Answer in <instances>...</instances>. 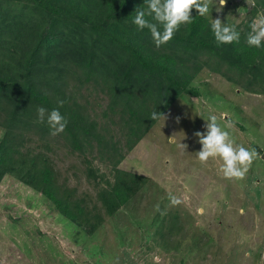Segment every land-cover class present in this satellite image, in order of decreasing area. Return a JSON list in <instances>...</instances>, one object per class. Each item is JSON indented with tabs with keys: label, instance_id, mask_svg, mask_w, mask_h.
<instances>
[{
	"label": "rangeland",
	"instance_id": "obj_1",
	"mask_svg": "<svg viewBox=\"0 0 264 264\" xmlns=\"http://www.w3.org/2000/svg\"><path fill=\"white\" fill-rule=\"evenodd\" d=\"M213 4L219 7L218 0ZM215 6L203 17L235 25L245 38L253 20L264 17V7L256 0H227L219 12ZM25 9L22 2L3 0L0 16L17 21ZM6 26L14 24L0 25V32ZM193 87L201 96L181 95L164 113L167 119L151 125L126 154L119 168L143 176L145 184L112 216L99 199L106 181L114 180L108 163L112 153L103 154L97 144L73 151L59 137L46 135L41 141L36 132L26 134L22 150L51 158L60 182L66 181L93 213L92 220L100 217L102 225L87 233L62 217L41 193L7 176L0 184V264H154V257L160 264H264V95L238 88L207 69ZM69 92L85 104L99 132L126 143V132L106 124L104 95L73 82ZM213 114L221 127L233 123L227 130L235 145L259 153L244 179L225 178L221 158L204 163L195 154L202 145L194 133L206 132L205 119ZM6 118L0 111V141ZM181 143L188 145L187 151ZM169 193L183 203L171 206ZM157 204L165 215L156 210Z\"/></svg>",
	"mask_w": 264,
	"mask_h": 264
},
{
	"label": "trees",
	"instance_id": "obj_2",
	"mask_svg": "<svg viewBox=\"0 0 264 264\" xmlns=\"http://www.w3.org/2000/svg\"><path fill=\"white\" fill-rule=\"evenodd\" d=\"M10 1L22 2L31 10L25 9L17 21L0 16L1 26L14 24L0 32V111L7 116V130L0 141V184L13 176L87 233L102 225L100 217L94 222L86 203L66 181L60 182L51 158L22 150L31 131L41 141L46 135L54 138L47 119L38 120L39 107L49 112L59 108L69 121L55 137L64 146L82 152L85 145L97 144L103 154L112 153L108 163L114 180H107L99 193L106 213L112 216L144 188L143 176L119 166L156 122L151 114L165 113L184 93L201 96L193 82L204 69L238 88L264 95V46H249L241 34L239 43L218 45L211 22L195 9L193 22L181 25L172 40L158 48L149 30L141 31L133 23L137 8L147 7L144 0ZM256 1L264 7V0ZM71 82L75 87L77 83L80 88L93 87L105 96L106 124L126 132L125 144L108 140L98 131L85 104L69 92ZM61 100L63 107L58 104Z\"/></svg>",
	"mask_w": 264,
	"mask_h": 264
},
{
	"label": "clouds",
	"instance_id": "obj_3",
	"mask_svg": "<svg viewBox=\"0 0 264 264\" xmlns=\"http://www.w3.org/2000/svg\"><path fill=\"white\" fill-rule=\"evenodd\" d=\"M144 4L147 7L137 8L133 23L141 31L149 30L158 48L172 40L181 25H189L193 22V9L198 12L199 16H206L210 6H215L213 0H144ZM218 4L219 7H215L219 12L226 6L227 0H218ZM250 27L247 44L256 48L264 46V17L253 20ZM211 29L218 45L239 43L240 33L235 25L224 23L222 19L216 18L211 21ZM64 103L63 100L58 101L60 107H63ZM37 114L39 122L43 123L45 118L47 119L52 136L63 133L68 126L69 121L61 114L59 108H54L49 112L46 108L39 107ZM150 119L153 121L166 120L167 117L162 112L154 111ZM177 120L179 121V118ZM205 120L207 121L206 132L197 131L194 133L202 145L201 150L195 154L204 163L210 158H221L223 160L221 171L225 178L244 179L254 160L259 158V153L255 149L235 145L227 130L234 127L231 121L221 127L217 115H210ZM170 142L174 143L175 141L170 139ZM179 147L187 151L188 145L181 143ZM168 199L171 206L183 203L181 198L171 193H169ZM155 207L161 215L166 214V211L161 210L159 204ZM154 264H160L159 257H154Z\"/></svg>",
	"mask_w": 264,
	"mask_h": 264
}]
</instances>
